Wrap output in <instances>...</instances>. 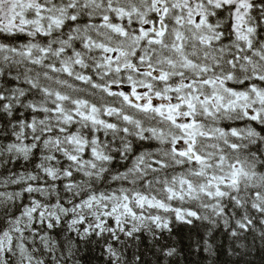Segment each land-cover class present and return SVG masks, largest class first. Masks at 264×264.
<instances>
[{
	"label": "snow or ice",
	"instance_id": "snow-or-ice-1",
	"mask_svg": "<svg viewBox=\"0 0 264 264\" xmlns=\"http://www.w3.org/2000/svg\"><path fill=\"white\" fill-rule=\"evenodd\" d=\"M0 264H264V0H0Z\"/></svg>",
	"mask_w": 264,
	"mask_h": 264
}]
</instances>
